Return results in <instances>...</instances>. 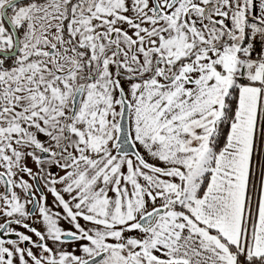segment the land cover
Wrapping results in <instances>:
<instances>
[{
    "label": "snow or ice",
    "instance_id": "6c2138e0",
    "mask_svg": "<svg viewBox=\"0 0 264 264\" xmlns=\"http://www.w3.org/2000/svg\"><path fill=\"white\" fill-rule=\"evenodd\" d=\"M0 264H264V0H0Z\"/></svg>",
    "mask_w": 264,
    "mask_h": 264
}]
</instances>
